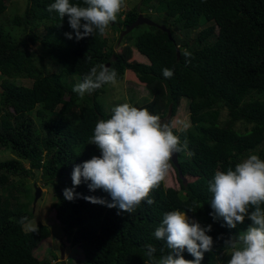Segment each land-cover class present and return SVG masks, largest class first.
<instances>
[{"label": "trees", "instance_id": "trees-1", "mask_svg": "<svg viewBox=\"0 0 264 264\" xmlns=\"http://www.w3.org/2000/svg\"><path fill=\"white\" fill-rule=\"evenodd\" d=\"M54 2L26 0L22 13H9L8 0H0V150L14 155L0 161V264H49L35 250L51 237L50 228L39 222L25 230L35 216L29 178L53 188L51 209L67 243L82 249L81 264H151L148 244L157 249L156 259L167 255L166 242L153 233L173 210L202 227L211 225L207 234L213 249L204 253L201 264H228L225 241L251 221L246 218L233 229L222 218L213 219L208 184L216 171L234 170L251 154L264 160V0H140L121 10L105 35L79 41L67 16L61 20L47 10ZM70 3L86 6L83 0ZM142 6L158 26L135 28L131 40L149 64L128 60L117 47L120 33L143 14ZM157 12L164 15L161 23L152 18ZM65 33H73V39ZM185 50L192 54L190 62ZM109 63L116 79L132 75L133 82L146 88L151 101L143 99L140 108L168 118L174 134L181 143L187 139L188 151L194 153H178L183 178L170 161L178 188L167 187L164 180L150 193L155 203L145 201L130 214L84 199L112 202L103 190H90V182L82 180L74 188L79 196L72 201L63 194L73 188V168L92 158L88 143L96 123L111 115L101 99L106 84L83 97L73 87L93 66ZM164 68L173 71L170 79L162 75ZM186 100L188 119L178 131L173 121ZM148 104L164 106V112L156 114ZM182 255L194 259L187 250Z\"/></svg>", "mask_w": 264, "mask_h": 264}, {"label": "clouds", "instance_id": "clouds-1", "mask_svg": "<svg viewBox=\"0 0 264 264\" xmlns=\"http://www.w3.org/2000/svg\"><path fill=\"white\" fill-rule=\"evenodd\" d=\"M83 3L86 6L72 4L70 0H55L47 9L50 13H58L61 20L67 16L77 41L95 33L105 35L110 24L117 20L125 0H83ZM65 35L73 39V33ZM183 55L186 62H190L188 58L192 54L185 50ZM173 74L171 69H162L166 79ZM116 78L115 69L95 65L82 82L73 87V92L83 97L105 84L115 85ZM88 144H94L101 155L73 168V188L64 189L65 199L72 201L79 196L74 188L83 180L90 182V190L101 189L108 193L112 202L96 197L84 199L129 214L145 201L148 205L155 203L150 193L169 174L174 154L194 155L188 151L187 139L181 143L172 127L162 123L158 115L129 103L113 107L109 119L99 120ZM185 180L187 183V178ZM208 190L212 193L213 219L222 218L233 229L237 224H243L246 218L251 221L245 231L225 241L231 257L228 264H264V208L261 207L264 205V160L251 154L238 162L234 170L230 167L226 172L216 171ZM210 231L211 225L202 227L199 222H190L183 211L166 212L153 235L155 239L165 241L170 251L156 259L157 249L148 244L145 245L146 256L151 264H201L204 253L213 249V238L207 234ZM185 250L194 259H185L182 255Z\"/></svg>", "mask_w": 264, "mask_h": 264}, {"label": "rangeland", "instance_id": "rangeland-1", "mask_svg": "<svg viewBox=\"0 0 264 264\" xmlns=\"http://www.w3.org/2000/svg\"><path fill=\"white\" fill-rule=\"evenodd\" d=\"M139 1L140 0H125L123 8L134 7L139 3ZM8 6L9 13H12L13 11L22 13L26 7V0H8ZM140 8L143 14L148 16L147 8L145 6H142ZM152 18L161 23L164 20V15L160 12H157L152 16ZM136 32L137 30H134L132 33H130L131 36L129 39L126 38L122 42H119L117 46L118 50H121L130 61L135 60L136 62L141 64H149L150 61L145 56L138 53L133 47V40H131V37H135L137 35ZM131 76L132 75H127V78L123 80L117 79V83L115 85L106 84L104 86V93L101 96V99L105 105L106 110L111 111L113 107L123 103H129L132 106L140 108V102L143 99L151 101V95L146 90V88L143 85H137L135 82H133ZM19 82L23 85L28 84V82L24 80ZM187 101L188 100L180 105L176 112L177 116L175 117V121H173V127H175L178 131L181 129V121L183 122L188 119V115L184 114L187 112L185 110V105L187 106L188 103ZM148 107L151 108V110L156 114L164 112V106L158 109V107H155L153 104H148ZM223 116H225V114H223ZM167 121L168 118L161 120L162 123H167ZM90 146V150L92 151V153L89 150L88 153L90 152L91 157L101 155L98 148L94 144H90ZM12 158H14V155L11 151L0 150V161L9 160ZM26 168H29L28 163H26ZM15 180L17 179H14V181ZM28 180L29 186L31 188L29 201L32 203L31 209L35 216L30 222L25 225V230L28 232L33 230L40 222L44 225H47L52 232L51 237L42 242V244L35 250V256L39 260L48 262L49 264H81L80 261L83 256L82 249L78 246H72L71 244L67 243L63 227L56 219V213L51 209V204L54 202L53 188L51 186L44 187L41 183L40 178L37 181L33 180L32 178H29ZM187 180H193V178H187ZM165 185L170 188L179 187L176 172L172 168L165 178ZM36 186L42 188V194L38 202L35 204ZM3 192V189L0 187V194H4ZM22 201L24 202L25 199L23 198L22 200H20L21 203ZM16 202V200H12V203Z\"/></svg>", "mask_w": 264, "mask_h": 264}, {"label": "water", "instance_id": "water-1", "mask_svg": "<svg viewBox=\"0 0 264 264\" xmlns=\"http://www.w3.org/2000/svg\"><path fill=\"white\" fill-rule=\"evenodd\" d=\"M142 25H148V26H158L155 22H153L152 20L144 17L143 15H139L136 19V21L127 26L125 30H123L120 34V40L127 34L131 33L135 28L142 26ZM163 31L167 32L168 34H170V30L168 28H166L165 26H159ZM106 66L110 67V63L107 64ZM170 113H171V109H170ZM171 162L173 163L174 167H176L179 170V175L180 177H182V173L180 171V164H179V154L176 153L173 155ZM183 178V177H182ZM186 181V180H185ZM42 194V188L39 186H36V190H35V204L38 202L39 198L41 197Z\"/></svg>", "mask_w": 264, "mask_h": 264}]
</instances>
